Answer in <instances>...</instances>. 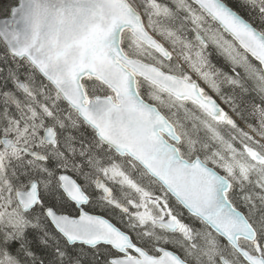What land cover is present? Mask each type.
Masks as SVG:
<instances>
[{"label": "snow or ice", "instance_id": "obj_1", "mask_svg": "<svg viewBox=\"0 0 264 264\" xmlns=\"http://www.w3.org/2000/svg\"><path fill=\"white\" fill-rule=\"evenodd\" d=\"M0 264H264V0H0Z\"/></svg>", "mask_w": 264, "mask_h": 264}]
</instances>
